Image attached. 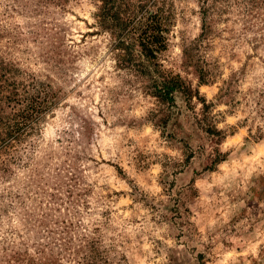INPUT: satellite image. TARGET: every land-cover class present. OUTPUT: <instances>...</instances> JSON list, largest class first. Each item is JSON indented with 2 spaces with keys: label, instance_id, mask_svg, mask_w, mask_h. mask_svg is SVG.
Here are the masks:
<instances>
[{
  "label": "rangeland",
  "instance_id": "374dc122",
  "mask_svg": "<svg viewBox=\"0 0 264 264\" xmlns=\"http://www.w3.org/2000/svg\"><path fill=\"white\" fill-rule=\"evenodd\" d=\"M164 2L157 61L205 109L119 66L95 0H0V57L53 100L0 169V264H264V4L194 46L198 1Z\"/></svg>",
  "mask_w": 264,
  "mask_h": 264
},
{
  "label": "trees",
  "instance_id": "16d2710c",
  "mask_svg": "<svg viewBox=\"0 0 264 264\" xmlns=\"http://www.w3.org/2000/svg\"><path fill=\"white\" fill-rule=\"evenodd\" d=\"M93 13L96 32L106 33L110 52L117 64L127 68H140L150 81V95L160 103L172 105L173 93L180 92L186 100L198 97L178 73H174L157 61L158 54L166 49L167 34L171 26V16L164 0H95ZM201 21L199 37L194 46L204 38L210 29V15L218 14L229 0H197ZM243 3L245 11L263 5L264 0H235ZM222 5V6H221ZM222 7V8H220ZM194 68H204L193 56ZM197 71L199 83H206L208 78L202 70ZM32 89V90H31ZM202 108L207 105L199 98ZM53 100L49 101L48 92L28 88L25 82L17 80L16 69L0 57V169L4 171L15 143L35 129L40 114ZM204 131L212 135L216 142L222 133L215 126L207 125ZM93 250V249H92Z\"/></svg>",
  "mask_w": 264,
  "mask_h": 264
}]
</instances>
